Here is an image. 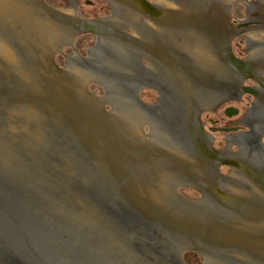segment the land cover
<instances>
[{
  "label": "rangeland",
  "instance_id": "1",
  "mask_svg": "<svg viewBox=\"0 0 264 264\" xmlns=\"http://www.w3.org/2000/svg\"><path fill=\"white\" fill-rule=\"evenodd\" d=\"M45 2L64 12L75 5V14L87 20L111 14L123 20L126 16L124 5L112 3L111 7L105 0ZM143 21L148 19L138 16L135 22ZM62 26L32 0H0V59L2 47L5 54L0 60V175L13 177L5 183L11 209L2 206L9 213L0 214V264H264V247L251 246L249 251L228 244L225 235L211 242L188 234L194 223L220 234L240 235L255 233L253 225L260 223L241 216L205 217L180 200L200 197L177 178L192 171L193 157L181 136L187 127L176 114V99L187 100L185 91L179 88V92L173 83L192 73L191 66L181 69L172 66L174 60H149L143 48L149 46L148 41L134 47L124 39L105 37L106 43H99L96 35L84 33L66 46L67 29ZM152 31L155 29L145 30L143 38ZM138 32L141 34L140 29ZM53 50H57L55 63L60 69L73 68L67 73L74 91L83 96L88 89L104 99V108L98 104L91 110L110 116L120 132L115 143L107 138L109 134L95 130L88 139L80 130L78 108L73 106L69 113L49 100L51 88L46 81L53 77L48 55ZM11 51L13 57H7ZM152 62L162 74L149 71ZM196 76L202 96H212L215 90L205 85L211 78ZM59 90L65 91V87L61 85ZM229 105L242 107L232 101L215 114L205 112L206 126L219 127L229 121L224 113ZM154 130L161 140H170L168 148L152 139ZM216 136L224 142V136ZM106 143L117 150L112 154ZM220 146L224 148L225 143ZM171 173L176 175L171 177ZM148 189L163 200L149 199ZM20 208L32 214V221L19 224L14 214ZM149 210L159 215H147ZM144 213L143 219L156 223H160L159 216L170 218L169 232L159 239L168 247L166 256L138 246V236L128 229L126 214L140 217ZM184 248L198 249V253Z\"/></svg>",
  "mask_w": 264,
  "mask_h": 264
},
{
  "label": "flooded vegetation",
  "instance_id": "2",
  "mask_svg": "<svg viewBox=\"0 0 264 264\" xmlns=\"http://www.w3.org/2000/svg\"><path fill=\"white\" fill-rule=\"evenodd\" d=\"M235 7H239L236 16L224 23L219 33L215 32L218 37L212 44L221 72L233 79L226 85V98L235 99L242 106L237 107L241 117L235 122L225 115L229 121L217 128L236 129L216 132L212 143L218 150H222V143L225 149L235 146L237 154L226 152L219 159L239 165L246 184L264 191V0H236ZM230 56L238 60V66L230 61ZM216 134L224 136V142L218 141ZM225 168V174L231 175L233 169ZM246 206L264 210L262 204Z\"/></svg>",
  "mask_w": 264,
  "mask_h": 264
},
{
  "label": "bare ground",
  "instance_id": "3",
  "mask_svg": "<svg viewBox=\"0 0 264 264\" xmlns=\"http://www.w3.org/2000/svg\"><path fill=\"white\" fill-rule=\"evenodd\" d=\"M180 1H182L184 5L186 4L185 0H180ZM157 4L160 8L165 9V10L176 9L175 7H171L172 6L171 3H168L167 1H164V0H160ZM204 4L206 8L205 11H202L200 8V5L198 4H194L192 6L185 5V9H183L182 7H179L176 11H179L182 9L183 10L175 14L174 18L171 19L170 23L167 22L160 26L154 27L155 32L151 33L150 36L149 35L147 36V41L150 42L148 44L149 45L148 50L152 54L156 55L157 58H161L162 60H167V61L174 60L172 66L179 67L181 69L182 68L184 69L186 65L189 64L191 68L193 69L192 73L187 74L186 76L182 77V79L178 77L177 79L174 80L175 87L180 88L185 91L183 94L185 95L187 100H185L184 97H182V103H183L182 118L185 119L186 122H190L191 126L193 124V121L191 119L193 118V115H195L196 111L200 107H202L207 101L218 98V96H211V97L203 98V96L199 93L198 88H197L199 83L196 80L198 78V76L196 75L201 76V79H205L210 74H213V72L216 71V68H217L216 60L211 55L212 49L210 47V39L205 38L203 34V26H205L208 23L207 18L210 15L209 17L210 21L214 19L219 24V27H218V33H219L220 27L223 26L222 22L225 17L222 13L217 12L212 6V4L208 2ZM162 12H165V11L162 10ZM126 13H128L129 15H132L133 11L131 9H128ZM138 16H139V13H138ZM121 18L122 17H117L116 19H117L118 24L123 25V20H121ZM133 18H135V14ZM68 37H70L69 33H67L66 35L67 39ZM101 42L106 43V39L101 38ZM155 43H159V45L157 46L158 47L157 50L154 47ZM204 49L211 52V54L206 52ZM1 53L4 59L5 54L3 53V47L1 49ZM7 57H13L12 51L7 54ZM3 59H0V60L2 61ZM153 60H155V58ZM152 64L156 66L157 69L153 65H151L149 71L150 72H160L162 74L159 66L155 62H152ZM67 69L70 73L73 71V68L71 66H69ZM213 102L214 101H212L211 104ZM133 126H135V130H136V125L134 124ZM191 132L194 134L193 129H191ZM152 139H155L161 145L163 144L166 145L167 142L168 143L170 142V140L169 141L161 140V137L156 135L155 130H154V135ZM196 141H198V139ZM154 144H152L154 148L160 149L165 152L169 151L163 147L156 146ZM165 147L168 148L167 145ZM114 150L115 149H113V151ZM201 168L203 169V174H205L208 170H210L211 165L203 164ZM196 170H199V167H197ZM173 176H175V174L171 173V177ZM240 177L241 176L239 175V173L233 170L232 175H231V180L233 182L239 183ZM12 180H13V177L0 175V214L2 215H6L7 213H9L7 210L2 209V206L7 205V208L11 209V205L7 204L5 183H10ZM133 186L139 188V186L136 183H134ZM130 188H131V192L133 193V195L136 196L137 193L135 189L132 186ZM216 190L226 191L230 194H235L236 197H239V196L241 197L243 195L242 191L237 190V186H233L230 183L224 184L220 182ZM146 192H150L151 194L154 195L153 200L155 202H160L163 200L162 197H160L159 195L158 196L155 195L151 189L145 190V193ZM246 194L248 197L249 196L251 197L253 195L251 199L258 200L260 203H262V205H264V193L263 192L256 190L252 194H249V193H246ZM202 206L207 207L208 209L209 208L212 209L210 207L212 206V204L208 200L205 201ZM148 212H149V215L151 216L159 215V214H156L153 210H149ZM215 212L218 213L219 215L221 214V212L218 210H215ZM251 213L255 215L256 217H258L259 219H264V210L262 208H255L254 210H251ZM54 214L56 216V213ZM14 215L16 216V218H18L19 224H21V221H32V218H33L31 216L32 214L23 208H20ZM22 218H27V220H24ZM59 218L60 217L57 215V219ZM156 219H158L160 222L164 223L167 226L172 225L168 220H165L164 218L160 216ZM211 222H214V221H211ZM259 222L260 223L258 225L256 226L253 225V229L255 230V234L262 235L263 233L264 235V220H260ZM191 225L193 227V230L189 232L191 235L196 236V237L202 236V237L209 238L207 233L212 231L211 229L205 228V226H203L200 223H194ZM216 231H217V237L219 238L221 236L220 231L218 230ZM238 236L243 237V235H240V234H238ZM227 239L229 240L233 239L232 235H228ZM247 243L252 247L255 246V247L263 248L264 247V237L262 236L252 237L251 236V238L248 239Z\"/></svg>",
  "mask_w": 264,
  "mask_h": 264
},
{
  "label": "water",
  "instance_id": "4",
  "mask_svg": "<svg viewBox=\"0 0 264 264\" xmlns=\"http://www.w3.org/2000/svg\"><path fill=\"white\" fill-rule=\"evenodd\" d=\"M98 25L93 22H80L79 23V30L80 31H94L97 33L100 29Z\"/></svg>",
  "mask_w": 264,
  "mask_h": 264
}]
</instances>
